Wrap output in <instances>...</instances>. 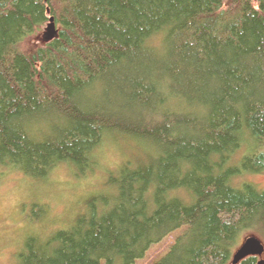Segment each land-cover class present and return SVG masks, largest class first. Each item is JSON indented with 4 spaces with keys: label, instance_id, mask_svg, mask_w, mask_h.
Segmentation results:
<instances>
[{
    "label": "trees",
    "instance_id": "1",
    "mask_svg": "<svg viewBox=\"0 0 264 264\" xmlns=\"http://www.w3.org/2000/svg\"><path fill=\"white\" fill-rule=\"evenodd\" d=\"M10 173L95 187L17 264H232L264 243V0H0Z\"/></svg>",
    "mask_w": 264,
    "mask_h": 264
},
{
    "label": "rangeland",
    "instance_id": "2",
    "mask_svg": "<svg viewBox=\"0 0 264 264\" xmlns=\"http://www.w3.org/2000/svg\"><path fill=\"white\" fill-rule=\"evenodd\" d=\"M35 39L43 42V34L39 33ZM119 154L116 148H106L105 160L114 165ZM247 177L264 186V174ZM94 189L85 183H73L64 173L47 182L30 181L18 173L3 176L0 179V264H17L18 243L21 242L18 240L22 235L44 233L67 225L65 222L70 217L69 221L74 219L73 213L83 208L81 198L86 202ZM170 241L167 238L162 246L154 245L150 258L162 253Z\"/></svg>",
    "mask_w": 264,
    "mask_h": 264
},
{
    "label": "water",
    "instance_id": "3",
    "mask_svg": "<svg viewBox=\"0 0 264 264\" xmlns=\"http://www.w3.org/2000/svg\"><path fill=\"white\" fill-rule=\"evenodd\" d=\"M55 35L56 30L53 18L50 17L43 31V40L50 41ZM250 255L257 256L259 258L257 264H264V243L254 234H246L243 236L241 243L238 245L232 255L231 263L236 264L241 259Z\"/></svg>",
    "mask_w": 264,
    "mask_h": 264
}]
</instances>
